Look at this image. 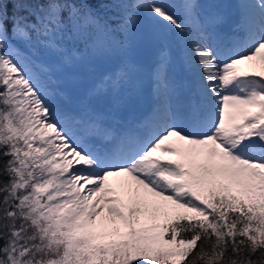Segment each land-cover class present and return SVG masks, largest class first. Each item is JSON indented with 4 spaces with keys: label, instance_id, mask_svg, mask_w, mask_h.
I'll use <instances>...</instances> for the list:
<instances>
[{
    "label": "snow or ice",
    "instance_id": "snow-or-ice-1",
    "mask_svg": "<svg viewBox=\"0 0 264 264\" xmlns=\"http://www.w3.org/2000/svg\"><path fill=\"white\" fill-rule=\"evenodd\" d=\"M0 264H264V0H0Z\"/></svg>",
    "mask_w": 264,
    "mask_h": 264
},
{
    "label": "rangeland",
    "instance_id": "rangeland-1",
    "mask_svg": "<svg viewBox=\"0 0 264 264\" xmlns=\"http://www.w3.org/2000/svg\"><path fill=\"white\" fill-rule=\"evenodd\" d=\"M258 67V65H256Z\"/></svg>",
    "mask_w": 264,
    "mask_h": 264
}]
</instances>
